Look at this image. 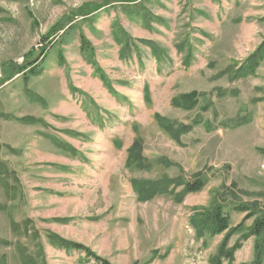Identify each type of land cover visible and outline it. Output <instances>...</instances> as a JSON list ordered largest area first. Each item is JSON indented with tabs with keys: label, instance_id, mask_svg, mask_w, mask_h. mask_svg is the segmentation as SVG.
Listing matches in <instances>:
<instances>
[{
	"label": "rangeland",
	"instance_id": "1",
	"mask_svg": "<svg viewBox=\"0 0 264 264\" xmlns=\"http://www.w3.org/2000/svg\"><path fill=\"white\" fill-rule=\"evenodd\" d=\"M106 1L93 20L65 22L68 33L49 39L58 44L42 57L40 74L19 72L72 10ZM143 2L151 11L146 21L126 0H0V254L10 264H23L24 245L31 254L42 248L46 264H98L51 244L50 232L113 264H212L225 233L199 237L190 222L195 209L233 185L244 201L264 203V61L254 75L236 73L264 41V0ZM117 29L135 44L127 58ZM81 34L93 54L82 49ZM143 40L160 46L164 58ZM192 91L206 94L195 108L172 104ZM157 113L194 128L177 143ZM138 138L150 163L143 169L127 165ZM199 175L205 188L181 201L175 194L141 201L132 185L135 178ZM230 216L235 227L245 214ZM254 245V236L243 241L233 264H252Z\"/></svg>",
	"mask_w": 264,
	"mask_h": 264
},
{
	"label": "trees",
	"instance_id": "2",
	"mask_svg": "<svg viewBox=\"0 0 264 264\" xmlns=\"http://www.w3.org/2000/svg\"><path fill=\"white\" fill-rule=\"evenodd\" d=\"M144 0H126L129 4L133 6H127L132 8L131 13L137 16H142L146 21L151 18V11L147 10ZM105 5L97 3H85L81 7L72 10L60 24L54 25L48 34L43 36V45L39 48L38 56L34 60L29 61V66H24L19 68V72L25 71V78H29L32 75H37L41 73V59L46 55V53L58 44V41L54 39L49 41V39L56 35L60 36L61 30H64L61 35V39L64 34L68 31L65 27L72 22H75L78 18L83 20H93L97 15V12L103 7L110 4V1H106ZM66 22V26L64 25ZM71 25L69 29L74 28ZM116 41L118 44L122 45L121 56L127 58L133 54V46L135 45L131 36L124 32L123 29H117L115 31ZM142 42L148 44L151 47L152 54L158 60L164 58L163 49L158 46L154 41L143 40ZM81 47L84 51L90 54L94 53L93 46L91 42L86 38L84 34H81ZM36 54V49H32L27 53L26 58H33ZM264 61V41L259 45L254 53H252L246 60V62L237 70L238 76H248L254 75L257 69L260 67L261 63ZM188 62V61H187ZM189 64V63H187ZM29 68V70H27ZM12 69V66L8 68V71ZM27 70V71H26ZM100 72V77L104 80L105 84L109 86L110 90L114 91L110 79L106 76L100 67H97ZM4 73L7 74L6 67L4 68ZM147 98L149 95L148 89H146ZM205 93H200L198 91H192L190 93H185L175 97L172 100V104L175 107H180L182 109H193L195 108L200 98L205 96ZM23 120V119H22ZM155 120L158 125L166 131L169 136L175 140L177 143L182 144V135L190 132L194 128V124H185L176 120H171L160 114H155ZM127 165L131 168L143 169L150 166L149 159L144 152V141L140 138L136 139L132 146L128 150ZM5 173L4 166L0 165V174ZM133 189L138 194L141 201L151 200L157 195L164 194H175L176 200H183L184 195L202 191L206 186L205 177L199 175L196 176L193 181H186L181 176L175 178H169L164 176L160 179H133L132 180ZM182 186V190L175 193L176 189ZM235 185L233 187H225L223 189H218L214 192L212 200L209 206L198 207L195 209L194 214L191 216V225L195 228L196 234L199 237L205 236H216L225 233L224 239L221 242L217 254L212 258V264H233L235 261V253L241 249L243 241L248 240L250 237H255L254 245V260L252 264H264V203L258 201L247 202L244 201L239 193L236 191ZM230 211H235L238 213H244V221L235 227H231V216ZM254 218L253 224L249 228V231L243 233L240 240H238L234 245H230L231 238L237 232H239L244 223ZM20 224H14V230L18 231ZM28 232V226L26 227ZM26 232V237H27ZM48 239L51 244L64 249L67 252H83L89 259L95 260L98 264H113L108 259L97 255L90 247L80 243L68 240L59 234L50 232L48 234ZM6 245H12L10 242H5ZM39 253L31 254L29 248L25 249V245L21 250L20 257L23 264H46L45 257L43 254V249L37 247ZM40 260V261H39ZM0 264H10L7 255L0 254Z\"/></svg>",
	"mask_w": 264,
	"mask_h": 264
}]
</instances>
